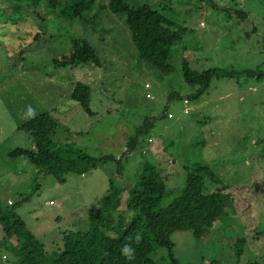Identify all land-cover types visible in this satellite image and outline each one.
<instances>
[{
  "label": "rangeland",
  "instance_id": "obj_1",
  "mask_svg": "<svg viewBox=\"0 0 264 264\" xmlns=\"http://www.w3.org/2000/svg\"><path fill=\"white\" fill-rule=\"evenodd\" d=\"M59 2L51 11L0 0V207L13 208L48 260L61 247L63 233L87 228L90 214L106 200L108 179L124 187L118 208L128 216L125 187L134 183L142 163L154 165L173 188L186 170L203 165L216 178L201 172L203 191L226 186L230 208L201 237L187 230L169 234L177 264L263 263L264 0H126L132 6L147 3L179 31L166 74L137 56L123 14L109 12L107 0H93L82 18L71 16V0ZM74 38L94 45L99 67H54L52 59L66 54ZM182 60L196 71L216 67L235 74L212 78L193 96L196 86L183 81ZM75 81L90 87V115L69 99ZM40 112L56 122L53 152L103 159L81 174L54 177L22 156L8 157L14 147L32 148L17 126ZM239 237L244 243L236 258L233 241ZM150 257L170 264L165 248L156 247ZM0 264H15L9 246L0 251Z\"/></svg>",
  "mask_w": 264,
  "mask_h": 264
},
{
  "label": "trees",
  "instance_id": "obj_2",
  "mask_svg": "<svg viewBox=\"0 0 264 264\" xmlns=\"http://www.w3.org/2000/svg\"><path fill=\"white\" fill-rule=\"evenodd\" d=\"M13 2H30L31 5H43L48 10L59 9V0H12ZM93 0H75L69 3L71 16L82 18L81 12L92 5ZM15 8V6L13 7ZM106 8L114 14H123L130 40L137 56L161 73L171 69L167 61L171 45L179 39V31L172 28V21L147 3L135 6L126 0H107ZM41 17L39 14H35ZM54 67L88 64L99 67L100 55L94 45L84 38L71 40L66 54L53 58ZM245 74H257L254 70H243ZM234 70L224 68H206L196 71L181 61V76L185 83L196 86V93L204 91L212 78L231 77ZM90 87L75 81L69 93V99L86 114H92L89 108ZM56 122L47 112H40L23 120L17 129L26 132L32 148L14 147L6 152L8 157L22 156L38 171L57 177L66 171L83 173L95 167L103 158L89 157L76 153L73 157H62L51 150V138ZM133 135L127 142L130 149L136 141ZM119 170L117 165L116 171ZM203 172L208 179L216 178L206 166L197 165L186 170L176 187L168 186L161 178L154 165L144 162L140 166L133 184L125 187L124 201L128 216L119 210L120 194L123 186L114 185L108 179L106 200L89 216V224L82 231H67L61 238V247L50 259H45L42 244L26 229L23 220L12 207H0V251L9 246L15 257V264H156L150 253L156 247L165 248L170 264H177L172 255L173 242L169 234L178 230H187L194 237H201L211 224L224 215V208H230L231 197L224 192L226 186L204 192ZM62 180V178H59ZM183 180V181H182ZM177 193L164 205L160 202L171 190ZM11 206V204H10ZM139 237V240H137ZM17 241V246L10 239ZM244 243L243 237L233 241L234 255L238 258ZM128 247L125 254L123 249ZM131 257V258H129ZM247 264H264L252 261Z\"/></svg>",
  "mask_w": 264,
  "mask_h": 264
},
{
  "label": "clouds",
  "instance_id": "obj_3",
  "mask_svg": "<svg viewBox=\"0 0 264 264\" xmlns=\"http://www.w3.org/2000/svg\"><path fill=\"white\" fill-rule=\"evenodd\" d=\"M137 240H139V237H137ZM123 252H124L125 254H127V253L129 252V249H128L127 246L123 249ZM129 258H131V257H129Z\"/></svg>",
  "mask_w": 264,
  "mask_h": 264
},
{
  "label": "built area",
  "instance_id": "obj_4",
  "mask_svg": "<svg viewBox=\"0 0 264 264\" xmlns=\"http://www.w3.org/2000/svg\"><path fill=\"white\" fill-rule=\"evenodd\" d=\"M146 86V85H145ZM169 116V114H167Z\"/></svg>",
  "mask_w": 264,
  "mask_h": 264
}]
</instances>
